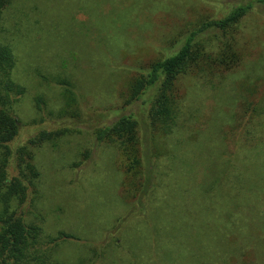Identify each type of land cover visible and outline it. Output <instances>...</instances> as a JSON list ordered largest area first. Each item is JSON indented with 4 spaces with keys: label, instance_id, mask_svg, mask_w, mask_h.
<instances>
[{
    "label": "rangeland",
    "instance_id": "obj_1",
    "mask_svg": "<svg viewBox=\"0 0 264 264\" xmlns=\"http://www.w3.org/2000/svg\"><path fill=\"white\" fill-rule=\"evenodd\" d=\"M99 1L12 0L8 8L11 24L23 29L14 41V75L26 88L16 109L21 127L12 148L42 130H78L58 139L55 148L45 145L36 152L37 210L44 217V232L72 235L54 247L53 257L66 264L80 259L83 264H192L191 251L198 250L224 264V240L207 236L216 221L207 214L210 200L204 190L211 173L219 176L221 132L233 140L252 109L244 105L260 100L264 106V5L256 4L239 22V62L213 77L218 86L191 76L179 82L182 113L178 127L166 137L173 160L150 159L149 130L142 122L141 136L148 141L144 157L150 159L155 186L141 199V210L134 189L138 181L127 177L119 152L97 142L94 132L123 114L145 118L148 104L141 100L121 108L129 80L175 50L179 44L171 45L181 31L222 16L241 0H123V24L108 19L114 12L108 7H103L107 18H98L92 11ZM65 82L77 98V106L67 107L77 109L78 117L57 116L66 107ZM85 151L89 157L83 159ZM219 205L221 211V200ZM29 207L24 205L26 211ZM238 229L237 221L230 230L234 241ZM238 234L244 244L252 242L250 235ZM253 245L248 252L253 254L238 264H264V246ZM39 247L49 250L44 239Z\"/></svg>",
    "mask_w": 264,
    "mask_h": 264
},
{
    "label": "trees",
    "instance_id": "obj_2",
    "mask_svg": "<svg viewBox=\"0 0 264 264\" xmlns=\"http://www.w3.org/2000/svg\"><path fill=\"white\" fill-rule=\"evenodd\" d=\"M122 1L109 0V5H106V0H101L96 3L92 12L105 20L107 17H103L106 14L103 7H108L111 9L110 13L114 11L113 17L109 16L108 19H121L123 24L126 12ZM81 4L82 2L79 6ZM256 4L264 5V0H241L222 16L202 20L187 32L181 31L178 34L179 40H174L171 45L174 48L179 44L175 50L152 60L147 67L140 68L141 72L133 76L126 85L127 96L121 108L141 100L142 104H148L145 118L140 121L133 114H123L114 122L96 128V141L115 148L124 163L127 177L138 181V187L134 189L138 191L136 194L141 210L145 208L143 197L150 190V185L155 184L150 159L156 163L165 156H168V160L175 158L167 147L166 137L178 127L182 113L183 96L179 93V82L185 76H191L210 79L208 81L212 87L218 86L213 83V77L239 62L235 33L239 30V22ZM10 5L12 0H0V264H66L61 259L54 258L52 250L59 246L60 241L72 238V235L63 231L57 232L55 236L46 235L43 228L44 217L37 210L41 195L36 152L45 145L55 148L58 139L67 132L78 130H42L24 145L12 148L21 127L16 109L26 88L14 75L17 65L14 41L19 35H23V29L11 24L12 14L8 12ZM86 5L89 9L90 2L86 1ZM67 84L68 89L63 92L66 107L60 108L57 116L78 117L77 109L67 107L77 106L71 83ZM261 105L260 100L256 104L247 102L244 105L245 109L250 106L252 109L239 126L233 140H230L229 134L221 132L223 152L218 155L220 162L216 173L219 176L213 178L211 173V183L206 181L205 198L210 200L207 214L216 221L214 231L207 236L217 235L224 240L223 246H220L223 249L222 255H227L225 258L222 256L224 264H230L231 261L232 264H238L239 259L250 257L253 253L248 252L254 249L253 244L257 249L259 245L264 246V106ZM37 106L39 109L40 106ZM142 122L149 130L150 159L144 157L145 142L148 141L141 136ZM229 142L232 147H229ZM81 155L83 159L87 158L89 152L85 151ZM159 184L156 181V187ZM24 205H29V210L26 211ZM218 207L219 213L211 211L215 209L217 212ZM237 221L238 228H241L238 232L250 235L252 242H241L237 231L234 241L230 230ZM42 239L48 245L47 252L39 247ZM191 253L192 264H220L211 260L210 256H203L198 250H192ZM204 254L209 253L204 251ZM80 261L78 264H83L82 259Z\"/></svg>",
    "mask_w": 264,
    "mask_h": 264
}]
</instances>
